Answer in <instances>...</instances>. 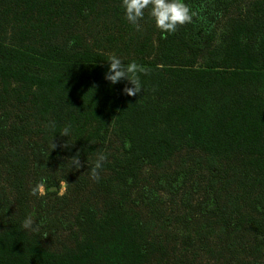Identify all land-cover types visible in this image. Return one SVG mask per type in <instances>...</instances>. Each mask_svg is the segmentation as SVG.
Listing matches in <instances>:
<instances>
[{
  "label": "trees",
  "instance_id": "trees-1",
  "mask_svg": "<svg viewBox=\"0 0 264 264\" xmlns=\"http://www.w3.org/2000/svg\"><path fill=\"white\" fill-rule=\"evenodd\" d=\"M233 1L184 0L194 13L191 23L167 38L159 30L155 47L151 38L133 45L122 62L135 61L146 72L139 74L144 91L128 96L123 89L132 87L130 82L112 84L105 79L109 54L91 48L80 34L64 32L72 19L93 13L95 0H0L4 17L12 14L19 20L32 15L29 21L45 19L54 25L50 39L10 43L8 36H14L15 27L8 32L0 16L4 31L0 79L24 89L21 100L31 103L36 117L56 136L70 126L80 157L94 153L111 132L122 148V153L104 162L108 173L94 182L101 211L90 201L83 202L65 225L78 228L72 230L75 245L52 250L44 245L43 234L56 231L60 222L53 209L42 212L44 198L38 203L35 230L21 227L31 216L27 173L33 167L36 185L43 180L39 171L45 146L34 140L28 143L31 157L17 152L27 127L0 114V264H151L167 257V247L149 237L148 222L127 202L132 199L151 213L159 211L158 190H180L196 172L193 168L163 174L134 197L133 189L140 186L145 165L161 167L182 149L207 155L211 175L200 199L184 202L187 211L176 219L189 221L193 212L217 217L224 251L218 264H264L255 257L256 250L264 247V177L252 182L239 177V199L223 205L216 178L225 177L228 169L212 162L237 152L264 155V0H254L247 16H226ZM33 26L39 28L37 23ZM83 185L78 182L76 189ZM239 232L243 239L249 233L250 242L244 246L248 257L238 252ZM158 264L195 263L179 257Z\"/></svg>",
  "mask_w": 264,
  "mask_h": 264
},
{
  "label": "rangeland",
  "instance_id": "rangeland-1",
  "mask_svg": "<svg viewBox=\"0 0 264 264\" xmlns=\"http://www.w3.org/2000/svg\"><path fill=\"white\" fill-rule=\"evenodd\" d=\"M253 1L234 0L226 16H247ZM121 4L122 0H95L93 13L87 18L72 19L71 23L65 25L64 32L71 31L80 34L84 43L91 48L104 51L109 55L115 54L122 61L128 57L129 51H133V45L140 43L145 38H151L155 47L159 30L155 27L154 20L149 17L148 11L145 10L144 18L140 21L141 29L137 31L125 19V10ZM0 16L2 22L6 24L8 32H11L13 26L15 27L14 36H8L10 43L39 42L54 36L53 23L49 24L45 19H37L38 21H36V18H33L34 21H29L33 16L26 15L23 19L16 20L12 14L4 17L2 12H0ZM7 20L9 23L6 22ZM225 20L226 18L217 25L218 30L222 28ZM35 23L39 24V28L33 26ZM43 24L45 27L41 29ZM3 32L2 27H0V34ZM21 37L24 39L20 40ZM127 46L131 48L129 49ZM24 92V89L16 82L10 79H0V114L6 113L10 122H22L27 127L24 144L16 150L17 152L31 157L28 143L34 140L42 142L45 146L46 154L39 174L46 182V189L47 186H56L57 188L51 192L46 191V195L43 197L32 195V188L36 186V172L31 167L26 178V187L30 191L28 204L33 224L39 213L38 203L41 199L44 198L45 201V209L42 212L53 209V216L58 218L60 227L54 232L47 233V237H44V245L59 251L75 245L72 230L77 232L78 228L69 229L65 225L67 226L73 221L83 202L90 201L99 212L101 211V197L98 192H93L95 180L91 178L90 169L94 165L98 153H104L107 160H111L114 156L122 153L121 143L117 136L111 132L104 144L97 145L94 153L89 154L86 158L80 157L83 167L76 170L72 167L71 161V157L78 153L74 137L71 134L69 137L56 136L55 132L48 130L42 124L43 119L36 117L35 109L32 108L31 103L21 100V95ZM53 143L57 145L54 149H52ZM207 161V155L200 150L182 149L161 167L151 165L143 167L140 174V186L133 189L132 197L136 196L141 187L153 186L156 182L155 178L173 172L177 168L191 167L196 171L188 177L183 186L180 185V190H158L159 211L157 212L151 213L147 206L137 204L132 199L127 202L129 209L137 211L140 218L148 222L149 237L168 249L169 255L167 257L155 260L151 264L165 263L167 260L173 262L179 257L191 260L195 264H218L221 262L224 251L222 250V242L218 237L220 227L216 221L218 220L217 217H210L209 214L203 216L198 212H193L189 221L176 219V216L187 211L184 202L189 198L193 203L200 199L211 175L207 169ZM212 162L219 167L228 169L225 177L216 178L219 202L223 205L233 204L239 199L241 193L236 183L239 177L246 178L250 182L255 178L264 177V155L253 156L237 152L219 156ZM107 173V170H103V168L99 170V176ZM5 176L4 174L3 180H5ZM78 182L84 184L81 190L76 189ZM61 183L66 188L63 197L57 194ZM259 186L257 187L260 188ZM194 188H198L199 191H194ZM239 234L237 242L241 243L238 252L242 257H248L245 247L250 242L249 233L245 235L244 239L241 236L243 233L239 232ZM186 236L191 238L187 242L185 241ZM255 257L264 263V247L256 250Z\"/></svg>",
  "mask_w": 264,
  "mask_h": 264
},
{
  "label": "clouds",
  "instance_id": "clouds-1",
  "mask_svg": "<svg viewBox=\"0 0 264 264\" xmlns=\"http://www.w3.org/2000/svg\"><path fill=\"white\" fill-rule=\"evenodd\" d=\"M121 7L125 10V19L132 24L137 31L141 29L140 21L144 18L145 10L148 11L149 17L154 20L155 27L163 33L162 38H167L168 34L175 33L179 27L192 22L194 13L184 0H122ZM110 67L105 74V79L112 84H116L121 80H127L132 87L125 86L123 89L124 94L128 96H136L143 89L139 77L140 73L146 72L142 66L138 65L135 61L124 64L122 60L115 54L108 56ZM144 91V89H143ZM55 127L54 123L52 125ZM70 126L65 127L61 132V136L69 137ZM56 144H52V149L56 148ZM67 146V145H65ZM125 146L128 144L126 142ZM107 156L104 153H98L94 165L90 169V175L93 180H99V170L103 167ZM72 167L79 170L83 167L80 160V155L71 157ZM45 181L41 180L35 187L32 188V195H39L41 197L46 195ZM66 193V188L63 183L59 185L57 194L63 197ZM21 227L26 230H35L33 228V219L28 216L22 222ZM47 237V234H43Z\"/></svg>",
  "mask_w": 264,
  "mask_h": 264
},
{
  "label": "water",
  "instance_id": "water-1",
  "mask_svg": "<svg viewBox=\"0 0 264 264\" xmlns=\"http://www.w3.org/2000/svg\"><path fill=\"white\" fill-rule=\"evenodd\" d=\"M57 187L56 186H51V187H49V190L50 191H53V190H55Z\"/></svg>",
  "mask_w": 264,
  "mask_h": 264
}]
</instances>
